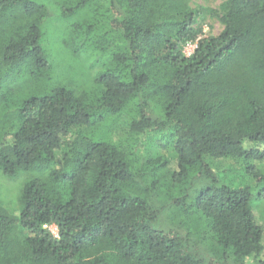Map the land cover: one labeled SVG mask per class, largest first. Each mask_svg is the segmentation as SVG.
I'll list each match as a JSON object with an SVG mask.
<instances>
[{"label": "trees", "instance_id": "1", "mask_svg": "<svg viewBox=\"0 0 264 264\" xmlns=\"http://www.w3.org/2000/svg\"><path fill=\"white\" fill-rule=\"evenodd\" d=\"M56 4L62 48L93 61L77 84L54 76L48 5L0 0V175L27 176L0 201V264H264L262 191L217 168L264 160V0L206 11L224 29L190 56L189 0Z\"/></svg>", "mask_w": 264, "mask_h": 264}, {"label": "rangeland", "instance_id": "2", "mask_svg": "<svg viewBox=\"0 0 264 264\" xmlns=\"http://www.w3.org/2000/svg\"><path fill=\"white\" fill-rule=\"evenodd\" d=\"M40 2H45L48 5L51 18L44 25V30L46 35L49 37V49L52 52L50 54V60L55 68L54 76L58 80L65 82L72 81L77 84L81 80L85 79V76L93 73L90 67L93 61H85L84 58H74L67 54V52L62 48V38L66 31V24L60 20L58 10L56 8L57 0H39ZM225 0H189L190 7L194 10H204V16L198 18L195 32L197 34V39L194 42H190L185 50V54L190 56L196 48V43L203 38L216 37L224 29V24L219 15L212 13H206L208 10L219 11L220 6ZM87 78V77H86ZM126 116H123L117 125V130L111 134L112 140L114 142H127L126 146L132 147L131 140L128 138L126 133ZM162 142H148L150 152L158 153L161 151L162 154L170 156V148H157L158 145H162ZM247 167H255L260 170L264 177V160L258 161L253 160L248 163L238 160H221L217 168L220 171L227 173L226 183H231L235 186H240L241 184L251 185L254 189L255 194H259L261 191V200L254 197V210L257 221L264 225V178L259 182L251 177L247 173ZM27 179V176H20L18 178L9 179L0 175V201L4 203L11 210H17V198L19 196L23 182ZM18 215V212H16ZM49 229L52 234L58 237V229L56 226H50Z\"/></svg>", "mask_w": 264, "mask_h": 264}, {"label": "built area", "instance_id": "3", "mask_svg": "<svg viewBox=\"0 0 264 264\" xmlns=\"http://www.w3.org/2000/svg\"><path fill=\"white\" fill-rule=\"evenodd\" d=\"M44 228H49L48 226H44Z\"/></svg>", "mask_w": 264, "mask_h": 264}]
</instances>
